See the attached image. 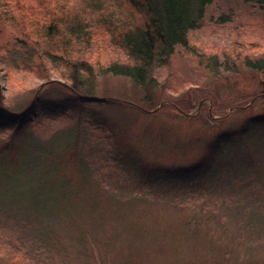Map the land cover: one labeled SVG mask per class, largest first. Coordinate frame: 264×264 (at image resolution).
<instances>
[{"label": "rangeland", "instance_id": "374dc122", "mask_svg": "<svg viewBox=\"0 0 264 264\" xmlns=\"http://www.w3.org/2000/svg\"><path fill=\"white\" fill-rule=\"evenodd\" d=\"M205 10L202 26L191 32L190 47L195 50L177 48L170 62L155 74L161 89L156 93L149 89L152 97L130 77L111 73L96 72L80 86L91 95L120 99L102 105L99 111L89 107L76 130L81 132L84 142L80 153L88 163L85 170L94 185L103 190L93 199L105 200L116 208L110 218L112 227L119 223L131 226L130 232L118 233L119 241L110 243H117L116 246L121 243L125 250L114 253L117 248L113 247L107 253L112 264H264V214L255 218L261 211L264 213V172L259 173L262 178L259 179L248 171L252 165L243 161L246 143L243 138L231 136L252 116L264 114L259 72L234 59L239 51L250 52L252 56L264 52V18L253 3L244 0H214ZM222 50L231 52L230 65L236 61L233 69L211 67V55L217 52L223 60ZM2 84L5 86V80ZM28 88L4 93L11 103L18 104L30 100L34 85ZM61 96V88L50 89L45 95L50 100ZM204 98L218 103L219 114L214 115L212 106L205 105L201 113L189 118L179 115L174 105L162 106L164 102L187 103V109L195 112L197 103ZM138 103L143 106L137 107ZM238 103L242 104L241 109ZM209 109L213 116L222 113L225 117L210 120ZM74 119L71 113L59 110L42 112L26 132H39L48 138L57 132H69L67 123ZM100 120L104 132L112 135L108 141L109 156L102 150L106 141L95 133ZM59 137L65 141L68 136L58 134L51 141L58 144ZM34 146L29 147L30 151L37 150L26 153L28 157L32 155L28 158L31 163L27 162L32 165H36L44 151L36 143ZM11 183L0 181V213H10L3 209L10 203L12 207L30 206L25 204L30 202L29 196L20 193L18 183ZM48 183L50 189L62 185V192L52 198L77 203L91 197L72 192L66 180ZM212 207L210 211L208 208ZM209 214H214V223L210 227L205 225L201 232L185 226V221L192 219V223L195 218L205 219ZM112 227L108 226L110 232ZM69 231L70 235L81 234L77 227ZM65 232L68 234L67 229ZM29 237L30 233L11 236L5 224H0V264L14 256L13 247L18 250L31 247ZM68 243L74 254L65 261L93 264L75 236ZM130 246L134 249L131 255ZM30 249L33 254L22 259L24 264L27 260L28 264H59L60 257L55 254L53 261L46 257L39 259L43 251ZM101 257L103 263L105 257ZM95 260L94 255V264Z\"/></svg>", "mask_w": 264, "mask_h": 264}, {"label": "trees", "instance_id": "16d2710c", "mask_svg": "<svg viewBox=\"0 0 264 264\" xmlns=\"http://www.w3.org/2000/svg\"><path fill=\"white\" fill-rule=\"evenodd\" d=\"M244 1L253 3L264 18V0ZM213 2L214 0H0V181L18 183L22 188L20 193L27 194L30 201H25V204H30L29 207H12V203L4 206L3 209L10 213H0V224H5V229L11 236L30 233L29 247L43 251L39 253V259L46 257L53 261L56 259L53 257L55 254L60 257L57 261L59 264H69L65 259L74 252L68 242L74 241V236L78 244L82 245L80 247L84 248L83 252L90 254L93 264L94 255L95 264H112L113 260L108 258L107 253H111L113 247L117 248L114 253L121 254L125 251L121 243L118 246L117 243H110L119 241L118 233L130 232L131 226L119 223L112 227L110 218L116 208L111 203H105V200L93 199L98 193H103V190L94 185L95 181L85 170L88 163L80 153L84 142L81 132H76L89 107L94 106L93 109L99 111L102 105L120 99L108 95H91L80 86L87 78L95 76L96 72H102L130 77L148 95H151L149 89L159 92L161 88L157 85L155 74L170 62L178 47L192 49L189 42L191 32L202 26L205 9ZM222 51L223 60L217 52L211 55V67L215 70L216 66L223 67L224 70L233 69L236 61L230 65L231 52ZM234 59L237 62L242 60L244 65L259 72V97L264 98V52L252 56L250 52L239 51ZM3 80L5 86L2 84ZM30 85H34L30 100L19 101L18 104L11 103L4 93L6 90L16 89L19 92L30 89ZM53 88H61L60 99L50 100L45 97ZM138 104L137 107L143 106ZM197 104L199 106L195 112L187 109V103L164 102L162 106L174 105L179 115L189 118L201 113L205 105L212 106L211 113L213 111L214 115L219 114L216 109L218 103L213 99L204 98ZM238 104V109H241L242 104ZM57 110L71 113L75 118L74 122L67 123L66 129L69 132H57L59 136L69 137L65 141L59 137L60 142L55 144L51 139L57 135L47 138L39 132H26L31 122L42 112L54 113ZM208 114L210 120H222L225 117L222 113L219 117L213 116L210 109ZM101 123L103 121L100 120ZM96 130L98 132L95 133L106 141V147L102 150L107 156L111 155L108 141L112 135L104 132L102 124ZM238 131H232L231 136L239 137L240 140L243 138L246 143L243 147V161L248 166L252 165L248 171L259 178V173L264 172V114L252 116L244 125H239ZM35 143L44 151L40 160H36V165H32L28 160L32 155L28 157L26 153L37 150L29 149ZM256 149L259 151L256 152ZM29 164L31 166L24 168ZM2 177H7V180ZM55 179L66 180L71 184L72 192L84 193L92 198L77 203L74 200L52 198L62 192L60 184L54 189L49 188L48 181ZM208 209L211 211L214 208ZM263 214L261 211L255 218L260 219ZM85 217L88 220H84ZM214 217V214H209L205 219L202 218V223L201 218H195L192 223L189 218L191 220L185 221V226H192L191 229L199 233L213 225ZM68 218L69 222L66 221ZM108 226L112 227V232ZM75 227L81 230L80 236L70 235L69 230ZM29 247L25 246L22 250L13 247L14 256L6 258L2 264H24L22 259L33 254ZM128 248L131 255L134 249L132 246ZM48 253H51V258L47 256ZM101 255L108 258V263L105 258L101 262ZM26 262L28 264L29 260Z\"/></svg>", "mask_w": 264, "mask_h": 264}]
</instances>
